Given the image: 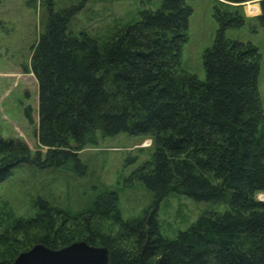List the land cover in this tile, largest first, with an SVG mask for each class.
Wrapping results in <instances>:
<instances>
[{"label": "trees", "instance_id": "obj_1", "mask_svg": "<svg viewBox=\"0 0 264 264\" xmlns=\"http://www.w3.org/2000/svg\"><path fill=\"white\" fill-rule=\"evenodd\" d=\"M223 1L228 7H215L218 28L202 51L201 80L180 65L192 13L186 0L140 11L102 45L68 30L77 7L55 11L47 0L29 64L37 82L36 138L46 150L32 153L22 139L0 137V182L23 163L85 174L78 150L99 135L126 132L152 139V159L132 176L155 200L140 218L126 220L113 190L99 193L79 215L40 200L39 216L17 225L24 241L0 235V264H11L32 243L56 249L76 239L106 246L109 264H264V200L257 198H264L261 55L255 45L225 36L227 28L244 24L239 6L249 1L259 2L255 19L264 26V0ZM171 192L228 209L203 212L168 239L156 207ZM104 222L117 231H107Z\"/></svg>", "mask_w": 264, "mask_h": 264}, {"label": "rangeland", "instance_id": "obj_2", "mask_svg": "<svg viewBox=\"0 0 264 264\" xmlns=\"http://www.w3.org/2000/svg\"><path fill=\"white\" fill-rule=\"evenodd\" d=\"M162 1L52 0V3L55 11L77 7L68 30L74 35L86 32L102 45L117 29L138 20L140 11L155 10ZM222 1L186 0L192 13L188 18L187 40L182 45L180 65L201 80L205 78L202 51L212 44L218 28L215 7H228ZM249 2L247 7L259 9L258 13L249 14L245 11L246 4L240 5L239 9L247 19L239 27L227 28L225 36L258 48L261 59L257 84L264 114V26L255 19L260 13L259 2ZM46 18L47 0H0V137L20 138L32 153L46 150L36 138L37 82L29 67L32 45L43 32ZM153 151L151 138L119 132L112 136L99 135L96 144L78 150L80 160L87 166L82 175L64 168H40L30 163L16 166L0 182V235L7 234L16 241H24L25 234L17 225L39 216L40 200L47 201L51 207L79 215L87 211L96 196L105 190L116 191L122 219L140 218L154 205L155 195L132 174L152 159ZM257 198L261 199L258 194ZM227 209L223 202L196 201L187 195L171 192L158 201L156 217L160 233L174 239L203 212H224ZM104 224L107 231H117L115 225ZM34 244L27 245L25 250Z\"/></svg>", "mask_w": 264, "mask_h": 264}, {"label": "water", "instance_id": "obj_3", "mask_svg": "<svg viewBox=\"0 0 264 264\" xmlns=\"http://www.w3.org/2000/svg\"><path fill=\"white\" fill-rule=\"evenodd\" d=\"M109 260L110 254L106 246L76 240L56 249L36 243L28 250L18 253L11 264H109Z\"/></svg>", "mask_w": 264, "mask_h": 264}, {"label": "crops", "instance_id": "obj_4", "mask_svg": "<svg viewBox=\"0 0 264 264\" xmlns=\"http://www.w3.org/2000/svg\"><path fill=\"white\" fill-rule=\"evenodd\" d=\"M250 3V2H249ZM247 4L248 3H246V6H245V11L247 12V13H249V14H254V13H258V9H256V8H254V7H252V6H249V7H247ZM254 6H258V5H256V4H253ZM247 7V8H246Z\"/></svg>", "mask_w": 264, "mask_h": 264}]
</instances>
